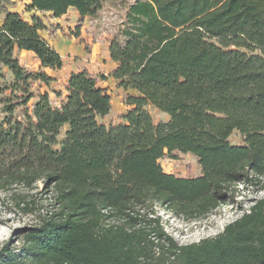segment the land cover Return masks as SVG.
<instances>
[{"label": "trees", "instance_id": "obj_1", "mask_svg": "<svg viewBox=\"0 0 264 264\" xmlns=\"http://www.w3.org/2000/svg\"><path fill=\"white\" fill-rule=\"evenodd\" d=\"M110 1L31 0V21L0 3V194L15 211L43 212L2 245L0 264H264V198L217 236L186 245L159 214L199 220L234 202L239 187L264 190V0H139L110 46L111 78L135 93L125 124L102 123L112 97L88 70L71 75L60 107L44 93L30 114L29 83L55 79L28 71L17 53L64 67L37 14L73 8L70 38H79ZM146 106L169 120L155 123ZM233 132L244 145L230 143ZM179 154L197 158L199 177L164 171L161 160Z\"/></svg>", "mask_w": 264, "mask_h": 264}, {"label": "rangeland", "instance_id": "obj_2", "mask_svg": "<svg viewBox=\"0 0 264 264\" xmlns=\"http://www.w3.org/2000/svg\"><path fill=\"white\" fill-rule=\"evenodd\" d=\"M139 0H118L110 1L103 4L102 9L98 12L97 16L89 19L88 27L83 22L84 32L88 34L91 32L93 34L92 42L100 43L103 37H107L108 40H113L118 37L122 40L121 33L126 27V16L129 7ZM1 5L7 6L11 11L18 12L25 21H31L32 17L36 15L34 12H28L27 6L31 3V0H0ZM2 8V7H1ZM43 14V15H41ZM37 14L39 15L44 24L47 26V32L53 34L54 38L56 35L54 31L56 30L54 25H51L50 14ZM4 13L1 14L3 19ZM79 24V21H78ZM78 26V25H77ZM77 28V27H76ZM74 32H62L63 37H69L71 33ZM92 30V31H91ZM82 33V32H81ZM41 34H44L42 32ZM51 36V35H50ZM52 37V36H51ZM87 51H90V43L87 44ZM17 57L23 67L28 71L36 74L38 71V64L35 57H25V55L17 53ZM109 59L100 58L99 63L93 68V75L97 77L101 86L108 89V93L112 97V112L108 117L102 120L107 127H117L121 124H125L123 116L133 107L128 105L129 97L135 95L131 90L125 91L118 87V83L111 78L110 68L106 69V65L110 63ZM104 78H106L104 80ZM14 83V77L10 72L6 73L5 84L11 86ZM28 94H32V98L28 102V109L30 114L33 112L36 102L39 100V96L47 92L46 84L41 81H33L29 83ZM50 101L54 108H58L63 103L64 92L54 91L50 88ZM10 90L6 91L5 94H10ZM20 94V93H19ZM24 108L20 107L16 110V116L21 121L24 119L22 115ZM146 110L152 116L155 123L165 122L167 116L164 113L159 112L151 106H146ZM5 115L0 113V121L3 120ZM67 132V127L61 130L60 136L58 138L61 143L65 140V135ZM230 143L235 146L244 145V140L239 132H233L230 137ZM58 149H62L61 145L57 146ZM179 160H171L169 158H164L161 160V165L165 172H170L178 178H196L201 175V169L197 164L198 160L195 156L191 154L182 155L179 154ZM40 189L42 185L40 184ZM241 191L234 202H229L223 205L218 210L214 211L212 214L206 218L199 220H190L182 216H177L175 214L160 210L159 214L162 216L163 224L167 232L172 235L179 244L186 245L192 243H198L203 239L212 238L220 234L224 227L234 220L238 219L245 210H248L250 206L253 205L255 200H260L264 198V190L252 191V189H243L239 187ZM36 191L31 192V194ZM6 196L0 194V248L2 245L14 237L17 230L25 227H29L38 222V215L43 212L39 210L33 213L25 214L21 211H15L10 205H5L4 201ZM10 202V201H8ZM20 241L16 242L17 246H20Z\"/></svg>", "mask_w": 264, "mask_h": 264}, {"label": "crops", "instance_id": "obj_3", "mask_svg": "<svg viewBox=\"0 0 264 264\" xmlns=\"http://www.w3.org/2000/svg\"><path fill=\"white\" fill-rule=\"evenodd\" d=\"M91 18H86L84 20L85 25L88 27L89 23L87 22ZM51 25H54L56 30L54 34L56 38L51 37L50 33L44 31L42 37L60 54L64 59V67L61 70H51L49 68H42L40 61L36 58L35 54L31 51H21L20 54L25 55V57H35L38 64V71L36 73H45L49 77L54 78L55 81L46 84V89L48 94H50L51 89L54 91L62 90L64 92L63 102L68 96L67 82L69 81L73 73H78L83 70H88L91 74L95 65L99 63L100 58L109 59L110 63L106 65V69L110 68V76L113 71L116 69L117 64L112 62L110 59V46L111 41L105 36L100 43L92 42L93 34L89 32L86 34L84 32V27L81 29V36L79 38H69L63 37L62 32H74L75 28L78 25L79 14L73 9L70 8L67 14L63 15L60 18L51 19ZM84 24V23H83ZM83 26V25H82ZM92 31V30H91ZM90 43V51H87V44ZM102 88L107 89L102 86ZM108 90V89H107ZM167 115V114H166ZM167 122L169 116H165ZM172 174L170 172H166Z\"/></svg>", "mask_w": 264, "mask_h": 264}]
</instances>
